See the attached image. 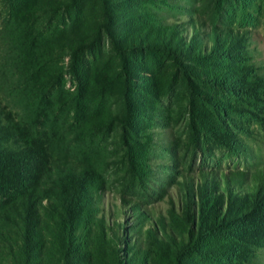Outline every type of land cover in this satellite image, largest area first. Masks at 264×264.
I'll return each instance as SVG.
<instances>
[{
  "label": "rangeland",
  "instance_id": "1",
  "mask_svg": "<svg viewBox=\"0 0 264 264\" xmlns=\"http://www.w3.org/2000/svg\"><path fill=\"white\" fill-rule=\"evenodd\" d=\"M258 170L264 0H0V264H264Z\"/></svg>",
  "mask_w": 264,
  "mask_h": 264
},
{
  "label": "trees",
  "instance_id": "2",
  "mask_svg": "<svg viewBox=\"0 0 264 264\" xmlns=\"http://www.w3.org/2000/svg\"><path fill=\"white\" fill-rule=\"evenodd\" d=\"M162 51H166L165 48H160ZM211 83H214L210 81ZM222 184L226 188V193H228V203L229 207H232V202L234 201V196L230 191L233 187L243 188L248 192L253 194V202L250 208H248L246 221L250 226H257L264 229V170L254 171L253 173L246 172H231L230 174H224ZM222 185V186H223ZM192 200V199H191ZM205 200L201 199L200 205L202 209L205 207ZM192 207V206H191ZM193 208V207H192ZM205 235L211 230H204Z\"/></svg>",
  "mask_w": 264,
  "mask_h": 264
}]
</instances>
